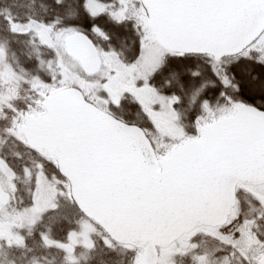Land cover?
<instances>
[{"label": "snow or ice", "instance_id": "snow-or-ice-1", "mask_svg": "<svg viewBox=\"0 0 264 264\" xmlns=\"http://www.w3.org/2000/svg\"><path fill=\"white\" fill-rule=\"evenodd\" d=\"M0 264H264V0H0Z\"/></svg>", "mask_w": 264, "mask_h": 264}]
</instances>
